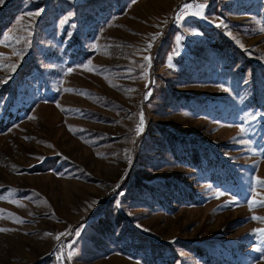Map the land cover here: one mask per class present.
<instances>
[{
    "label": "rangeland",
    "instance_id": "rangeland-1",
    "mask_svg": "<svg viewBox=\"0 0 264 264\" xmlns=\"http://www.w3.org/2000/svg\"><path fill=\"white\" fill-rule=\"evenodd\" d=\"M0 65V264H264V0H3Z\"/></svg>",
    "mask_w": 264,
    "mask_h": 264
},
{
    "label": "snow or ice",
    "instance_id": "snow-or-ice-1",
    "mask_svg": "<svg viewBox=\"0 0 264 264\" xmlns=\"http://www.w3.org/2000/svg\"><path fill=\"white\" fill-rule=\"evenodd\" d=\"M0 3H3V0H0ZM184 7H185V9H188V8H190V7H192V5H184ZM200 7L202 8L203 7V5H200ZM37 15L39 14V13H36ZM194 14H196V15H200L201 13H199V12H197V13H194ZM219 26V25H218ZM159 34H157V36H158ZM157 36H153V41L157 38ZM237 43H239V41H237ZM151 43H149L148 44V48L150 49L151 48ZM241 47H243V45L241 44L240 45ZM147 50V49H146ZM17 55H20L19 53H17ZM144 59L145 60H148L149 61V63H150V57H144ZM0 67H7V68H9L11 71H14L15 70V65H0ZM141 67H144L143 65L141 66ZM69 71H71V69L69 70ZM3 82H7V80L5 79ZM225 90H227V89H225ZM142 126H143V114L141 113L140 114V123L137 125V128H136V131L137 132H140V131H142ZM241 131H243V129H241ZM260 183H262V184H264V181H262V182H260ZM216 195L219 197V196H223V195H225V193H223V192H220V193H216ZM0 198H2V197H0ZM235 201L234 200H231V201H228V203L229 204H231V203H234ZM22 206V205H21ZM260 206H264V202H260ZM250 207H251V205H250ZM0 211H2V210H0ZM253 219H257V220H264V217H256V216H254L253 217ZM18 222H22V221H18ZM0 231H7V229H0ZM259 233H260V235L261 236H264V230H257ZM78 234V233H77ZM48 235H51V234H48ZM63 235V234H62ZM60 237L59 236H57L56 237V239H59ZM258 251L260 250V249H257ZM73 255V253H69L68 254V258L69 259H71V256Z\"/></svg>",
    "mask_w": 264,
    "mask_h": 264
}]
</instances>
